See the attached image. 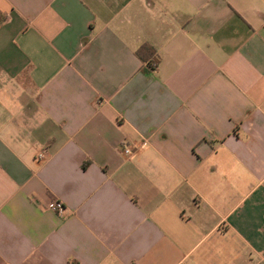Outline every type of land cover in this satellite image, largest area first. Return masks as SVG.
Masks as SVG:
<instances>
[{"label": "crops", "instance_id": "1", "mask_svg": "<svg viewBox=\"0 0 264 264\" xmlns=\"http://www.w3.org/2000/svg\"><path fill=\"white\" fill-rule=\"evenodd\" d=\"M0 264H264V0H0Z\"/></svg>", "mask_w": 264, "mask_h": 264}, {"label": "trees", "instance_id": "2", "mask_svg": "<svg viewBox=\"0 0 264 264\" xmlns=\"http://www.w3.org/2000/svg\"><path fill=\"white\" fill-rule=\"evenodd\" d=\"M137 54L144 63L146 62V65L144 66L145 71L149 72L157 68L159 61L155 57L154 50L152 48H150L149 46H142L138 50ZM148 56H150V60H148Z\"/></svg>", "mask_w": 264, "mask_h": 264}, {"label": "built area", "instance_id": "3", "mask_svg": "<svg viewBox=\"0 0 264 264\" xmlns=\"http://www.w3.org/2000/svg\"><path fill=\"white\" fill-rule=\"evenodd\" d=\"M123 152L125 155H130L132 153V150L128 146H125L123 148ZM45 156L46 152L43 151L38 155V160L41 161L45 159ZM46 209L55 212L56 214L62 215L65 212V205L62 201L53 200L46 205Z\"/></svg>", "mask_w": 264, "mask_h": 264}]
</instances>
